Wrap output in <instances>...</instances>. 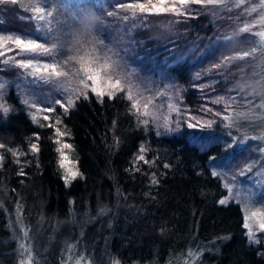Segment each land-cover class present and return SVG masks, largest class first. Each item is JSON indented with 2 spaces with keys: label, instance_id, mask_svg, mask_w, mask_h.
<instances>
[{
  "label": "trees",
  "instance_id": "obj_1",
  "mask_svg": "<svg viewBox=\"0 0 264 264\" xmlns=\"http://www.w3.org/2000/svg\"><path fill=\"white\" fill-rule=\"evenodd\" d=\"M134 2L144 0H55L63 18L87 5L113 24L111 31L108 24L100 25L104 32L98 34L116 39L157 88L172 91L180 108L171 114L172 130L151 120L141 124L126 92L105 96L101 103L89 91L88 99L80 97L67 114L55 99H46L55 111L36 115L38 123L31 109L7 101V116L0 110V143L6 146L0 149V264L17 263L20 239L30 244L34 264H60L69 255H82L91 264H190L188 253L197 248L195 264H264V241L250 240L240 202L219 203L229 194L221 177L212 175L216 159L231 165L244 151L234 138L241 134L233 127L228 137L225 121L214 115L227 114L224 105L212 100L236 97L229 89L241 68L246 74L259 70L249 67L257 63L252 57L209 70L234 54L216 38L230 36L241 12L189 5L187 16L142 14L146 19L122 20L130 13L117 5ZM25 3L0 4L2 30L35 32L39 24L30 19ZM108 11L118 15L109 17ZM245 105L241 99L232 109ZM44 115L52 119L44 121ZM56 117L62 121L57 127L69 133L62 141L72 149L65 152L83 174L69 185L59 168L55 130L40 126ZM192 117L216 122L190 128L188 123L196 122ZM31 143H38L39 152H31ZM142 145L149 163L137 159ZM9 148L24 155L14 157Z\"/></svg>",
  "mask_w": 264,
  "mask_h": 264
},
{
  "label": "snow or ice",
  "instance_id": "obj_2",
  "mask_svg": "<svg viewBox=\"0 0 264 264\" xmlns=\"http://www.w3.org/2000/svg\"><path fill=\"white\" fill-rule=\"evenodd\" d=\"M12 3L16 4L17 0H0V4ZM189 5H201L203 7L212 6V9L219 10L221 8L226 9L231 12L232 7L237 9L243 7V13L251 16L252 13H257L258 16L252 22H245L242 27H239L236 32L231 36H218L216 38V43H223L224 45L230 47L233 51V55L223 56L219 62L213 63L211 69H221L227 68L231 62L243 61L246 58L252 57L254 60L257 59L259 54L258 62L249 65L254 69H259V71H253L256 76L259 77L258 81L264 83V0H258V2L253 3L252 0H144V2H134V3H119L118 8L130 13L129 15H123L121 18L124 21H135L136 19H146L142 14H162L171 13L175 16H187L190 15ZM231 5V6H230ZM27 10L33 13L30 19L36 21L40 28L45 31V35L48 36L49 40L52 41L49 46L47 43L38 42L39 36L36 38H22L21 35H0V57H4L6 53L12 52L14 49H18L16 56L26 57L21 59H16L15 56H8L3 60L4 65L13 64L19 69L25 70L27 76L33 77L30 83H49L53 86L62 90L65 94L63 102L61 99H55L54 104L59 105L64 114H67L70 108L75 107V101L80 97L88 99V92L90 91L94 94L99 102L103 103V98L107 96L109 99L117 97L119 93L126 92V99L131 102V109L135 110L137 119L143 125H148L150 120L153 123H158L159 126L165 128L166 130H172L169 125L172 123L171 113H179L180 108L178 103L173 102V96H168V91H161L156 93L158 97L168 98V103L166 105L167 112L160 111L159 105L154 104L152 98L144 97L137 85L132 81L131 74L127 72L126 65L121 63V60L117 57L119 53L113 52L108 45L103 44L95 37V32L99 31V24L91 38L85 42L78 43L72 48H69L70 54L63 60L55 59V54L57 52L63 55V51L68 46V41L79 34L80 32V21L84 14L89 10L92 11L87 5L83 7H78L75 12L68 11L64 21H60L58 16L60 13V6L55 3V0H27V3L22 5ZM211 10V9H210ZM107 16L113 17L117 16L118 13L113 11H108ZM171 23V22H170ZM135 27V23L131 25ZM67 29V31H65ZM254 29H259L253 31ZM241 33H251L257 39L247 40L241 39ZM12 45L13 47H9ZM48 56L51 58V62H40L37 57ZM69 63H74L78 67L75 71L65 70V66ZM252 72V73H253ZM199 78V73L196 74ZM248 75L241 68L239 75L236 76V80L240 79L241 76ZM235 80V81H236ZM91 82V83H89ZM5 88V84L0 82V99H3L2 90ZM230 92H235L236 97L246 98L247 95L241 92L238 88L233 85L229 89ZM178 96V92L174 94ZM236 97L217 96L212 100L213 104H223L224 113L217 111L214 113L215 116L221 117L223 121L226 122V128H232L234 126V120L240 116H248L254 118H260L256 116V109H264V102L260 104L253 105L248 109L247 113L236 112L232 109V105L237 103ZM255 99V96H250ZM143 101V103H142ZM25 104H29V100H24ZM251 104V101L248 102ZM141 105L142 109L141 110ZM150 105L152 106L150 109ZM32 108H36V103L30 105ZM0 110L3 114L7 116L10 109L6 104L0 103ZM53 113L55 107L52 105H45L43 108H37V112ZM208 112H212V109H206ZM143 117V119H140ZM52 117L49 115H44V121H50ZM195 123H188V127L195 128L200 127H212L216 122L215 120L201 121L196 117H192ZM33 122H39L37 116H32ZM62 123L59 117L55 118L54 123H49L47 125L40 124L41 127H52L55 130L56 139L54 143L59 145L55 151L59 154V168L63 170V180L66 185H69L78 176L82 177V173L76 166V162L69 159L68 154L65 149H72L70 143L62 141L64 136L69 135L67 131H62L61 128L57 127ZM159 134V133H157ZM229 135L231 133L229 132ZM37 141L39 136L36 137ZM251 139H261L264 140V134L258 137H252ZM231 147V145H228ZM6 146L0 143V149H4ZM30 150L32 153L39 152L38 143H31ZM14 157L24 155L23 152H17L12 149H8ZM146 151L144 146L140 147V155L137 159L149 163L145 159L143 153ZM259 151L264 154V147H261ZM4 157L0 155V161ZM16 163H20L17 159ZM256 162L252 164H246L245 168L241 170V175H244V171H252V168ZM165 168L169 165L165 164ZM264 169V165H261ZM23 175V169L21 168L20 173ZM259 174V173H258ZM213 176H218L219 173L213 172ZM235 177H233V180ZM152 183H157L155 177L152 179ZM224 187L228 190L230 194L229 197L221 199L219 203L224 205L228 203L229 199H232L233 185L230 183H225ZM236 195H239L237 193ZM245 207V217L243 227L248 230V235L250 240L254 237V226L258 227L260 230H264V210L253 207L250 200L243 201ZM24 237H28V233L24 232ZM20 256L22 257L20 264H34V257L31 246H25L23 243L20 245ZM192 261H195L199 257V248L196 251H190L188 253ZM69 260L72 259L71 256L68 257ZM83 257L75 260V264H81ZM113 264H119V261H114Z\"/></svg>",
  "mask_w": 264,
  "mask_h": 264
},
{
  "label": "rangeland",
  "instance_id": "obj_3",
  "mask_svg": "<svg viewBox=\"0 0 264 264\" xmlns=\"http://www.w3.org/2000/svg\"><path fill=\"white\" fill-rule=\"evenodd\" d=\"M252 2L256 3L258 2V0H252ZM247 6L248 5L242 6V8L240 9L232 7V9H236L238 12L240 11L241 14L238 17V21L235 27L233 28V30L231 31L230 36L233 35V33L236 32L239 27H242L245 22H252L254 19L257 18L258 16L257 13H252L251 16L247 14H242L243 7H247ZM75 11L76 10H72V12ZM65 18L66 17L63 18L62 16H58V19L60 21H64ZM107 24L109 25V28L106 31H111L112 28L111 25L113 24H110L107 21H103V24L101 26H106ZM39 28L40 26H37L34 33H28V34L12 32L10 30L5 31L0 28V35H9V34L21 35L22 38H29V39L36 38L37 36H39L38 42H44L50 46L52 41L49 40L47 35H45V31L43 29H40L38 31ZM256 30L259 29H254L253 31ZM65 31H67V29H65ZM99 31L104 32V30L100 28ZM95 37L99 41H102L103 44L108 45V47H110L113 52L119 53V56L117 58L121 60V63L126 65L125 70L131 74L133 83L138 86L143 96L152 98L154 104L162 106L160 107V111L167 112L166 105L169 102L168 98L167 96L158 97L156 95V93L164 91V89L157 88V83L155 79L150 74L146 73L142 68H140L139 64L137 65L128 58L127 53L123 49V46L119 44V42L116 39L106 37L102 34L99 35L97 31L95 32ZM252 37L254 40L257 39L254 36ZM123 39H125L124 36ZM9 47H13V46L9 45ZM68 49L69 46H66V48L63 51V55L57 52L55 54V59L57 60L65 59L67 55L70 54ZM17 51L19 50L14 49L12 52L6 53L4 57H0V82L5 84V88L2 90L3 99H0V103L7 104L8 101V103L13 105L14 102L18 100L25 107L31 109L34 115L43 114V111L38 113L37 108H43L45 106L46 99L47 102L53 99H61L63 102L66 103V101L64 100L65 94L59 88L49 83H43V82L30 83V81L33 80V77L27 76L25 70L19 69L13 64H9V65L3 64V60L8 56H15L16 59L26 58V57L16 56ZM258 58H259V54L255 61L258 62ZM37 59H39L40 62L42 63L51 62V58L48 56H39L37 57ZM77 67L78 66L75 65L74 63H69L68 65L65 66V70L75 71ZM167 91H168V96H173L171 93L172 91H170V88ZM25 99L29 100V104L24 103ZM236 99L238 104L242 98L236 97ZM245 100H246L245 107L239 111L234 109L236 112L247 113L250 107L256 104H260L262 102V99L260 97H255V99H253L252 97L249 96L243 98V101ZM249 101H251V104L248 103ZM173 102H175L174 99ZM32 103H36L37 107L32 108L30 106ZM234 106H236V104L232 105V108ZM151 107L152 106L150 105V109ZM141 110H143L142 105H141ZM256 116H259L260 118L240 116L239 118H236L234 120V126H233L234 130H237L238 133L241 134V136L239 135L238 137L237 135L234 136L235 142L237 144V148H243L244 151H241L239 153V155L234 159L231 165L229 164L227 165L223 162H220V159L225 162L224 158L222 157L216 159L215 165H213L214 166L213 171L219 173V176L221 177L223 182L230 183L233 185V193L231 194L233 197L232 199L240 202L243 208L244 217L246 213H245V207L243 201L245 200H250L251 202H253L251 204L253 210H255L256 208H260L261 210H264V169L261 168V165H264V154H262L259 151L261 147H264V140L251 139L252 137H258L264 134V109H256ZM232 128H228V131H225L228 137H229V132ZM254 161L256 163L254 164L252 171L250 172L244 171V175H241L240 174L241 170L245 168V165L252 164ZM233 177H235L234 180ZM237 193H239V195H236ZM254 233L255 235L251 239L252 241L254 242L264 241V230H260L258 227L254 226ZM247 234H248V230H247ZM21 243H23L26 247L30 245L28 242H24V240L20 239L19 248L17 252L18 261L16 264H20L22 259V257L20 256ZM69 256L72 257L71 260L68 259ZM69 256H66L60 264H75L76 259L83 257L82 255L80 256L69 255ZM33 257L35 259L34 255ZM83 258L84 259L81 261V264H91L89 260H87L85 257ZM187 263L195 264V261H192L191 258H188Z\"/></svg>",
  "mask_w": 264,
  "mask_h": 264
},
{
  "label": "clouds",
  "instance_id": "obj_4",
  "mask_svg": "<svg viewBox=\"0 0 264 264\" xmlns=\"http://www.w3.org/2000/svg\"><path fill=\"white\" fill-rule=\"evenodd\" d=\"M101 23H103L102 18L94 11L89 10L86 12L80 21L79 34L68 41L69 48H72L78 43L82 44L90 39L96 27ZM255 76L256 74L254 72L246 76H241L240 79L234 82L233 86L247 95L260 97L262 102H264V83L255 79Z\"/></svg>",
  "mask_w": 264,
  "mask_h": 264
}]
</instances>
